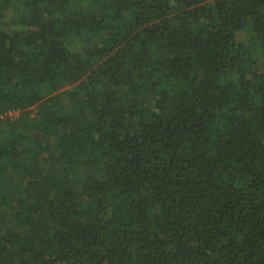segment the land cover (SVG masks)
I'll return each instance as SVG.
<instances>
[{"label":"trees","instance_id":"1","mask_svg":"<svg viewBox=\"0 0 264 264\" xmlns=\"http://www.w3.org/2000/svg\"><path fill=\"white\" fill-rule=\"evenodd\" d=\"M0 264H264V0H0Z\"/></svg>","mask_w":264,"mask_h":264},{"label":"rangeland","instance_id":"2","mask_svg":"<svg viewBox=\"0 0 264 264\" xmlns=\"http://www.w3.org/2000/svg\"><path fill=\"white\" fill-rule=\"evenodd\" d=\"M238 40H239V41H242V42H247V41H248V36H247V34L244 33V32L239 33V35H238Z\"/></svg>","mask_w":264,"mask_h":264}]
</instances>
